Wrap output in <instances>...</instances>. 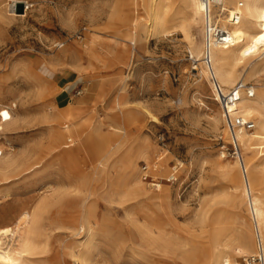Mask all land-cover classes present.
I'll return each instance as SVG.
<instances>
[{"label": "rangeland", "instance_id": "374dc122", "mask_svg": "<svg viewBox=\"0 0 264 264\" xmlns=\"http://www.w3.org/2000/svg\"><path fill=\"white\" fill-rule=\"evenodd\" d=\"M24 1L12 8L3 0L0 11V108L7 107L14 120L0 131V144L4 151L16 153L20 162L7 174L0 173V226L11 224L22 209L51 194L50 186L63 185L64 172L58 170L60 164L53 162L55 158L46 157L41 166L25 170L34 159L46 154L51 128L59 130L60 121L47 115L61 119L69 108L82 105L83 116L95 122L100 135H105L109 132L112 98L123 92L129 112L137 117L139 131H134L116 153V160L107 166L115 173L114 184L121 188L126 184L124 161L128 159L150 193L156 192L153 183L166 184L168 196L158 206L166 241L159 246L143 242L142 225L130 213L139 205L132 197L122 205L118 194L108 202L107 194L97 204L103 212V229L94 236L96 248L90 264H197L214 250L218 225L226 228L232 264L255 253L256 247L247 252L235 250L240 234L248 232L253 223L245 204L239 200L229 202L231 190L227 184L231 177L238 178L240 169L236 157L224 155L221 148L220 137L229 141L230 136L212 81L200 73L207 67L202 63L194 69L199 61L191 59L197 60V55L191 53L188 36L204 49L202 17L190 23V8L182 0H170L167 31L147 37L152 0ZM1 12L6 17L11 12L17 16L6 20ZM135 20L136 26H132ZM133 27L140 34L136 49L125 42L127 53L121 63L110 67L107 57L101 69L93 70L94 80L79 72L87 65L86 60L79 61L65 52L69 44L83 41L99 28L108 42L120 43ZM109 57L115 58V54ZM243 70L237 69L235 83ZM248 82L263 92L264 72L248 77ZM252 99L263 101L264 97ZM146 109L158 117V123L152 122ZM214 118L217 127L212 126ZM92 123L83 130L85 133ZM92 150L93 145H84L76 155L87 161ZM258 160L263 161L264 155ZM161 164V171L154 174ZM91 172L92 184L103 191V175L89 165L84 173ZM258 195L264 200V183ZM56 219L57 211L43 216L42 226L49 238L41 239L42 247L30 264H74L64 251L76 239L70 233L52 229Z\"/></svg>", "mask_w": 264, "mask_h": 264}, {"label": "bare ground", "instance_id": "6f19581e", "mask_svg": "<svg viewBox=\"0 0 264 264\" xmlns=\"http://www.w3.org/2000/svg\"><path fill=\"white\" fill-rule=\"evenodd\" d=\"M2 1L0 0V11ZM11 1L16 2L17 5L25 2L24 0H7V6L11 7ZM182 1L190 8L188 18L190 23L196 21L198 17L203 19V12L208 5L207 1L214 13L224 6L230 10V13L237 9L242 14V20L237 24L227 20L228 14L223 17L222 24L229 31L230 42L229 44L215 42L211 50V72L224 88L233 87L236 84V71L240 67H244V70L239 80L244 82L248 77L261 75L264 72V0ZM169 2L170 0H152L153 11L148 24L147 37L167 31ZM227 4L232 7L229 8ZM239 4H242V7ZM1 14L6 20L17 16L15 12H11L7 17L2 12ZM92 20L96 21L95 13H92ZM136 23L135 20L131 25L136 26ZM131 31L126 37L120 38L122 42L118 43V41L108 42L99 28L94 30L89 37H85L83 41L69 44L65 52L67 51L70 56L79 61L86 60L87 65L81 66L79 72L82 76L94 80V71L102 68L107 57L110 67L121 63V59L127 53L125 42H129L134 46L133 49H136L135 44L140 34L134 31V27ZM188 40L191 44V53L195 52L199 61L194 66L196 69L199 64L203 63L199 58L203 48L200 44L193 43L191 36H188ZM112 44L115 46L114 51L111 49ZM59 45L64 46V44ZM111 53L115 54V58L109 57ZM211 72L208 67L200 71L201 75L205 74L208 79H210ZM250 87L254 90V96L264 97V91H260L253 85ZM241 96L238 108L246 117H255L257 114L254 118L256 126L252 131L238 134L242 151L240 157L236 158V165L240 172L237 179L230 178L227 186L231 190L228 193L229 202L235 204L239 200L245 204L250 222L253 223L248 232L240 234V241L235 247L237 252H247L254 247L257 248L255 228L259 230L258 236L264 248V200L258 195L264 183V160H258L259 155H264V100L247 98L244 93ZM111 106L108 114L109 132L105 135H100L95 122L92 123L89 117L83 116L84 107L82 105L69 108L61 119L47 115L48 119L52 118L55 122L60 121L57 123L59 130L51 128V139L46 147V154L34 159L25 170L32 171L34 167L41 166L46 157L55 158L53 162L60 164L58 170L60 173L64 172L63 185L58 188L50 186L51 194H45L34 206L22 209L11 224L0 226V264H30L33 256L42 247L41 239L49 238V233L42 226L43 216L46 213L52 214L54 211L59 213V219L51 223V228L70 233V237L76 239V242L70 241L71 243L65 246L64 254H68L74 264H90L93 262V251L96 248L94 236L103 229V212L97 208V204L101 196L107 194L110 196L108 202L113 201V196L118 194L122 205L129 200V197H132L139 205L140 208L130 213L134 215V220L142 225L141 240L143 242L159 246L166 241L165 227L159 220L158 210V206H161L169 193L166 184L153 183L151 186L156 189V192L150 193L138 179V171L131 159L124 161L127 170L124 175L126 184H123V188L120 184H114L115 173L109 172L107 166L109 162L116 160L114 158L116 153L133 137L135 130L139 131V127L136 126L137 117L129 112L123 92L112 98ZM145 113L151 117L152 122H159L158 117L149 110L146 109ZM13 122L10 110L7 107L0 108V131L5 125ZM90 123H92L91 127L85 133L86 131L83 130H86ZM217 125L218 120L214 118L212 126L217 127ZM95 140L97 142H94ZM84 145H93L91 159L87 161L80 160L76 155V151ZM18 158L19 156H16L14 152L4 151L0 144V173L7 174L16 168L20 164ZM81 164L84 165L81 166ZM89 165L96 173L103 175V191L101 192L91 182L93 173H84ZM115 167L116 165L112 168ZM160 167L156 168L154 174L159 173L163 165L161 164ZM122 208L127 210L125 206ZM214 241V250L209 251L205 260H199L197 264H232L227 253L230 243L227 241L224 226L216 227Z\"/></svg>", "mask_w": 264, "mask_h": 264}, {"label": "built area", "instance_id": "2783aa9c", "mask_svg": "<svg viewBox=\"0 0 264 264\" xmlns=\"http://www.w3.org/2000/svg\"><path fill=\"white\" fill-rule=\"evenodd\" d=\"M207 8L203 12V25H204V49L201 55V61L212 71L211 50L215 42L219 44H229L230 34L229 31L222 24L223 17L228 14L230 23L237 24L242 20V14L239 10L235 9L230 13L224 6L218 10L217 13L212 11L209 1ZM11 7H15L17 4L11 1ZM242 7V4H239ZM192 61L197 62L194 58ZM210 79L213 83V93L216 100L221 106L223 114L224 125L229 133V141L223 140L224 136L220 137V143H222V150L224 155L228 154L233 157H240L241 155V142L238 134L241 132H249L255 129L256 123L252 116L246 117L241 113L238 108V104L241 101V94L244 93L247 98H253L254 90L250 89V83H246L243 80L238 81L229 90H225L219 80L215 77L214 73H210ZM78 94L80 92H77ZM257 231V232H256ZM258 229L255 228L257 233V251L252 255H246L242 257V260L238 264H264V248L262 240L258 236Z\"/></svg>", "mask_w": 264, "mask_h": 264}, {"label": "crops", "instance_id": "0c3cea01", "mask_svg": "<svg viewBox=\"0 0 264 264\" xmlns=\"http://www.w3.org/2000/svg\"><path fill=\"white\" fill-rule=\"evenodd\" d=\"M68 83H71V82H68Z\"/></svg>", "mask_w": 264, "mask_h": 264}]
</instances>
